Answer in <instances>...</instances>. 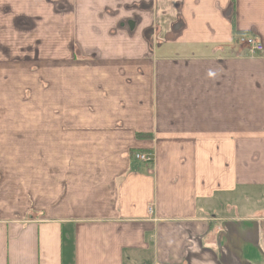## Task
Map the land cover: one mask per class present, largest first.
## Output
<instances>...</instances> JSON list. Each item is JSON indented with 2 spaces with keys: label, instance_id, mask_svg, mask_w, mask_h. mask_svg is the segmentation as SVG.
Instances as JSON below:
<instances>
[{
  "label": "crops",
  "instance_id": "obj_1",
  "mask_svg": "<svg viewBox=\"0 0 264 264\" xmlns=\"http://www.w3.org/2000/svg\"><path fill=\"white\" fill-rule=\"evenodd\" d=\"M0 264H264V0H0Z\"/></svg>",
  "mask_w": 264,
  "mask_h": 264
},
{
  "label": "rangeland",
  "instance_id": "obj_2",
  "mask_svg": "<svg viewBox=\"0 0 264 264\" xmlns=\"http://www.w3.org/2000/svg\"><path fill=\"white\" fill-rule=\"evenodd\" d=\"M39 56L37 57H31V61H30V68H31V71L32 72H36L38 70V68H42L43 66L41 65H38L37 63H35L34 60H37ZM49 55L47 53V56H46V68H42L43 71H45L46 75H47V78H49L50 76L48 75L49 73H52L54 74L56 70H54V67H57V64H55L54 60L51 59V58H48ZM34 58V60H33ZM50 69V70H49ZM42 84V88H40L38 90V86L36 85V82H30V85H36L37 86V90L33 93L32 91V94H30L31 90H29L30 93L27 92V96L29 98V102L31 103H44L49 105V106H56V111H52L51 113L50 112H47V119L48 118H51V119H54V120H57V88L54 89L53 87H51V84H52V81H47L44 82L43 80H40V82ZM40 93V94H38ZM47 107V106H46ZM47 131H49V129H47Z\"/></svg>",
  "mask_w": 264,
  "mask_h": 264
},
{
  "label": "built area",
  "instance_id": "obj_3",
  "mask_svg": "<svg viewBox=\"0 0 264 264\" xmlns=\"http://www.w3.org/2000/svg\"><path fill=\"white\" fill-rule=\"evenodd\" d=\"M237 42L243 45L250 56H256L262 53L263 45L261 41L252 35H240ZM133 159L143 164H150L153 162V154L151 152L136 151L132 154Z\"/></svg>",
  "mask_w": 264,
  "mask_h": 264
},
{
  "label": "trees",
  "instance_id": "obj_4",
  "mask_svg": "<svg viewBox=\"0 0 264 264\" xmlns=\"http://www.w3.org/2000/svg\"><path fill=\"white\" fill-rule=\"evenodd\" d=\"M234 35H235V39H237L240 36V34H238L235 30H234Z\"/></svg>",
  "mask_w": 264,
  "mask_h": 264
}]
</instances>
